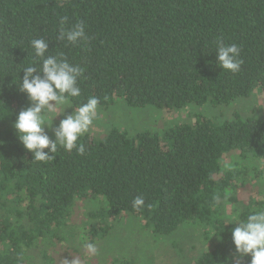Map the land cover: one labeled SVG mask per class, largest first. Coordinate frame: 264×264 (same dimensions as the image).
<instances>
[{"label":"trees","instance_id":"16d2710c","mask_svg":"<svg viewBox=\"0 0 264 264\" xmlns=\"http://www.w3.org/2000/svg\"><path fill=\"white\" fill-rule=\"evenodd\" d=\"M64 16L69 26L85 23L87 44L58 41ZM33 38L84 68L73 105L94 95L98 107L122 100L189 110L191 118L136 136L85 133L83 155L58 146L53 160L35 161L14 129L31 106L19 83L34 59ZM218 38L240 48L238 73L218 66ZM258 91L264 0H0V264H93L85 245L105 241L111 221L124 218L158 237L203 229L205 250L179 264H250L236 253L231 230L264 209V118L212 112ZM204 107L208 113L196 111Z\"/></svg>","mask_w":264,"mask_h":264},{"label":"clouds","instance_id":"9594fccd","mask_svg":"<svg viewBox=\"0 0 264 264\" xmlns=\"http://www.w3.org/2000/svg\"><path fill=\"white\" fill-rule=\"evenodd\" d=\"M57 39L67 46L85 45L90 40L83 21L69 26V18L59 20ZM34 59L32 65L22 68L23 79L19 83L20 91L25 93L31 106L19 112L14 129L23 147L32 154L35 161L53 160L52 155L58 146L64 151L77 154L85 153L81 137L93 125L98 114L100 99L89 96L84 103L73 105V98H79L82 90L79 83L84 75V68L71 62L63 51L49 52L46 39L33 38L30 41ZM218 66L233 74L241 70L243 60L240 48L236 44H225L222 39L216 40ZM75 106L74 112L65 116L54 130L55 140L50 139L45 126H52L53 119ZM47 150V151H45ZM133 207L140 208L145 204L142 196L132 201ZM231 230L232 241L239 257H251L250 264H264V209L247 215L245 220H237ZM89 253L95 254L94 243L85 245Z\"/></svg>","mask_w":264,"mask_h":264},{"label":"rangeland","instance_id":"374dc122","mask_svg":"<svg viewBox=\"0 0 264 264\" xmlns=\"http://www.w3.org/2000/svg\"><path fill=\"white\" fill-rule=\"evenodd\" d=\"M206 108L196 109V111L205 114ZM216 108L212 113H224V117L235 113L244 118H264V93L258 91L250 98L239 99L227 110L224 109L226 107ZM74 110V106L68 108L64 114L53 119L51 128L48 127L53 140H55V128L66 115ZM189 115V110L169 113L151 105L145 108H132L124 101L118 100L109 108L98 107L97 118L87 133L93 136H104L111 129L125 131L131 136L143 132L156 133L186 122L191 118ZM111 224L113 229L110 236L96 246L95 254L83 249V253L92 258L93 264H102V260L108 256L111 259L106 261L109 262L108 264H179L195 261L207 247L206 233L195 224L183 227L171 237L153 235L136 219L124 218L119 222L112 220ZM40 264L43 263L40 262Z\"/></svg>","mask_w":264,"mask_h":264}]
</instances>
